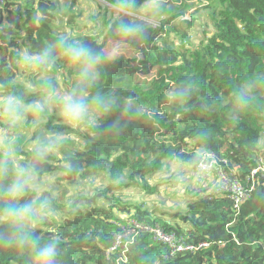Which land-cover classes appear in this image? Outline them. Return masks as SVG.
Returning <instances> with one entry per match:
<instances>
[{
    "label": "trees",
    "instance_id": "16d2710c",
    "mask_svg": "<svg viewBox=\"0 0 264 264\" xmlns=\"http://www.w3.org/2000/svg\"><path fill=\"white\" fill-rule=\"evenodd\" d=\"M197 1L167 0L168 10L145 25L147 34L142 39L110 29L121 21L138 22L137 17L124 12L121 18L106 23L101 39L95 35L79 39L96 51L114 55L100 66V76L89 91L131 102L137 114H126L117 103L114 111L99 121L104 125L118 118L119 134L99 129L79 131L82 148L69 150L64 144L62 157L54 155L41 165L44 172L71 185L95 177L108 179L102 189L79 196L83 209L77 214L65 212L53 232L41 227L42 232L61 238L62 264H264L262 177L239 213L229 197L201 185L194 189L185 211L170 213L175 223L157 216L151 220L140 206L120 204L123 191L140 183L153 193L146 180L164 173L166 161L197 165L200 157L195 149L227 157L238 168L244 185H249L247 177L264 157L260 145L264 136V0ZM198 11L209 17L210 29H204L196 44L187 31L195 25ZM59 12L56 0H4L0 7V80L17 79L22 42L25 48L38 50L65 35L55 24ZM188 12L193 15L191 21L185 19ZM173 35L181 37L179 45ZM63 67L68 68L73 86L76 69L63 56L53 71L45 72L53 76L49 83L57 85L55 76ZM124 67V73L117 72ZM184 85L187 92L182 100L166 98L165 90ZM239 87H247L254 99L247 109L237 111L232 96ZM50 128L64 130L55 114L43 126ZM65 157L78 168L73 176L59 175ZM116 209L123 214L135 212L138 220L159 224L168 232L185 234L188 242L208 241L210 245L170 256L166 245L152 234L142 233L125 253L121 248L108 256L112 233L117 230L114 223L123 219ZM0 264H25V254L0 244Z\"/></svg>",
    "mask_w": 264,
    "mask_h": 264
},
{
    "label": "clouds",
    "instance_id": "9594fccd",
    "mask_svg": "<svg viewBox=\"0 0 264 264\" xmlns=\"http://www.w3.org/2000/svg\"><path fill=\"white\" fill-rule=\"evenodd\" d=\"M112 6L137 17L138 22L121 21L114 27L110 25V29L137 39L146 36V24L169 8L167 0H116ZM59 56L76 69L74 84L66 90L63 85L58 90L46 79L0 80V244L20 250L25 254V264H62L61 238L42 232L41 227L58 221L65 212L77 214L83 209V202L77 198L79 185L67 188L63 209L56 207L61 195L58 176L44 172L41 165L58 154L71 130L99 129L119 134L122 127L118 118L104 125L99 121L113 112L117 103L126 114H137L131 102L122 103L115 95L89 91L110 53L94 50L71 32L38 50L23 49L17 63L27 72L45 73L53 71ZM165 91L169 101H179L186 95L187 86ZM253 99L247 87H239L234 90L232 103L239 111L247 109ZM53 113L64 130H43ZM59 167L62 176H73L78 171L70 157H65ZM93 183L98 181L90 183L89 188Z\"/></svg>",
    "mask_w": 264,
    "mask_h": 264
},
{
    "label": "rangeland",
    "instance_id": "374dc122",
    "mask_svg": "<svg viewBox=\"0 0 264 264\" xmlns=\"http://www.w3.org/2000/svg\"><path fill=\"white\" fill-rule=\"evenodd\" d=\"M60 7V14L58 15L57 21L55 22L56 27L63 32L65 35L68 32H71L74 37L80 39L85 35H95L96 37H102L105 31L106 23L112 18H121L122 11L118 8L113 7L108 2L104 0H56ZM204 0H198L196 4H201ZM73 4V8L70 9ZM130 14V13H129ZM199 19L193 21V24L189 26L187 33L191 40L196 44L199 43L200 39L203 38V31L205 28L210 29V26L207 25L210 23L209 17L204 11L197 12ZM131 15V14H130ZM193 15L191 12L186 13L185 19L188 21L192 20ZM153 20V19H152ZM186 27V26H184ZM192 27V28H191ZM183 29V27H181ZM174 41L179 45L182 42V39L178 35L172 36ZM101 39V38H100ZM102 41V40H101ZM22 49H25V44L22 42ZM114 51L117 53L116 47ZM114 58V55H110ZM133 65H136V61H132ZM127 70V67L117 68L118 73H124ZM53 76L49 73L38 74V72H27L21 66H19V72L16 81H21L24 79L29 80H39L46 79L49 80ZM71 75L67 67H63L59 70L58 74L55 76L57 82V89L59 90L60 85H63V88L66 90L71 87L70 79ZM54 114V113H53ZM59 122V121H58ZM60 123V122H59ZM47 131V129H43ZM79 130H71L69 134V139L64 143L66 148L69 150L80 149L83 144L80 141L78 136ZM264 136L260 140V145L262 147V154L264 155ZM59 150L58 156H61ZM166 170L164 173H159L148 177V185L150 190H153V193H149L144 187L143 183L136 188H130L126 191H123L121 197V205L126 204L131 207L133 205L140 206L143 210H147L148 218L151 220L157 217H162L168 221H175L171 218L173 212L185 211L189 199L195 193V188H200L195 182L192 181L190 176H186V171H190L189 166H186L180 163L178 160H168L166 161ZM187 169V170H186ZM93 181H98V183H93V186L89 188V184ZM108 179L104 177H95L87 181H80L78 184L80 186V192L78 197L81 195H91L95 191L102 189L107 185ZM57 186L60 189V198L57 201V207L65 206L64 197L67 195V188L71 186L68 182H62L57 180ZM210 187V186H209ZM210 189H213L210 187ZM77 197V198H78ZM102 205H107L105 202H101ZM109 205V204H108ZM115 213L121 217L132 216L135 217L133 212L132 214H123L118 213L117 209ZM65 214V213H64ZM64 214L58 221L50 222V226L45 223L42 225L44 229L48 232L54 231V226L58 225L61 220L64 218ZM47 227V228H46Z\"/></svg>",
    "mask_w": 264,
    "mask_h": 264
},
{
    "label": "built area",
    "instance_id": "2783aa9c",
    "mask_svg": "<svg viewBox=\"0 0 264 264\" xmlns=\"http://www.w3.org/2000/svg\"><path fill=\"white\" fill-rule=\"evenodd\" d=\"M4 0H0V7ZM195 153L200 157L197 165L190 166L187 176H190L196 185L206 186L207 181L214 180L213 190L216 193L226 195L232 200L233 207L237 213L241 206L251 197L260 177L264 178V157L260 160L257 168L247 177L249 185H244L238 168L231 164L230 160L216 152L195 149ZM117 227L112 233V243L107 249V255L110 256L121 248L124 253L129 245L133 244L135 239L142 233H150L153 238L166 245L169 249V255L175 256L179 253L195 252L207 248L210 243L201 241L197 244L187 241L185 234L175 231H166L159 224H150L138 220L136 217L127 216L114 223Z\"/></svg>",
    "mask_w": 264,
    "mask_h": 264
},
{
    "label": "crops",
    "instance_id": "0c3cea01",
    "mask_svg": "<svg viewBox=\"0 0 264 264\" xmlns=\"http://www.w3.org/2000/svg\"><path fill=\"white\" fill-rule=\"evenodd\" d=\"M187 170V169H186ZM188 173H189V171H186V173H185V175L187 176L188 175ZM214 180H212V181H207L206 182V186H210L211 188H213L214 187ZM208 188V187H207Z\"/></svg>",
    "mask_w": 264,
    "mask_h": 264
}]
</instances>
